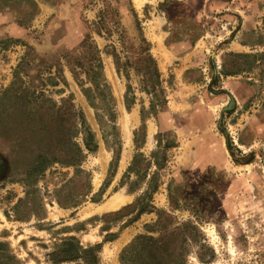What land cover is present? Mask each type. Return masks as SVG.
<instances>
[{
	"label": "rangeland",
	"instance_id": "1",
	"mask_svg": "<svg viewBox=\"0 0 264 264\" xmlns=\"http://www.w3.org/2000/svg\"><path fill=\"white\" fill-rule=\"evenodd\" d=\"M131 10L166 99L138 149L133 132L153 75L139 60ZM111 52L136 99L129 111ZM98 60L120 153L92 203L112 154L82 94L89 89L104 114L92 84ZM79 111L97 149L75 172L67 163L81 146ZM170 140L176 147L164 148ZM137 153L145 180L128 193L134 174L118 183ZM151 175L153 209L135 218ZM69 236L100 244L98 264H162L179 252L187 264H264V0H0V243L17 264H53L49 254Z\"/></svg>",
	"mask_w": 264,
	"mask_h": 264
},
{
	"label": "trees",
	"instance_id": "2",
	"mask_svg": "<svg viewBox=\"0 0 264 264\" xmlns=\"http://www.w3.org/2000/svg\"><path fill=\"white\" fill-rule=\"evenodd\" d=\"M131 13H132V18L134 20V29L137 33L136 36L137 41L139 44L138 47V52L140 54L139 60L149 67V69L151 70L150 72L153 75V81H151L149 86L144 84L146 91L143 90L145 94L150 95V99H148V107L147 109H145L142 105H140L138 111L140 126L136 131L133 132V143L135 149H138L144 143L146 119H148L150 116L154 117V114L156 113L157 109H163L166 105V99L164 93L165 91L161 87L160 73L158 72L155 60L150 55L151 44L148 41H146V39L144 38L141 32V27L139 26V21L136 19L135 13L132 10ZM109 55L112 57V63L115 73L118 76L122 75L126 81L125 90L122 95V104L124 106V109L126 111H129L131 107L135 104L136 99L133 94L132 88L128 84L127 73L123 69H122L123 71H121V68L117 63L118 60L117 55L114 52L109 53ZM93 70L95 71H91L93 77L92 84L94 89L98 92V95L100 96V101L102 102L104 107V114L99 113L97 110H95L97 105L91 101V97L87 94L90 92V90L89 89L88 90L81 89V90L85 100L88 102V105L93 109L94 112L93 116L96 124L98 125V130L100 132V139L102 140L106 148L112 153L107 169L108 179L104 180L98 192L90 198V202L96 203L98 202L96 196L99 195L103 191V189H105L109 185L111 177H113V174L115 172V168L119 160L120 140H119L117 127L115 124L116 113L114 111V99L111 95L108 84L101 75L102 66L99 60L97 61L96 68H94ZM223 74L228 75L235 73L224 72ZM77 117H78V127H79L77 130V134L80 135L81 146L79 147V145H75L76 153L71 157V160L67 163L68 165H71L75 168V172H79L77 166L85 156L83 152H85L86 154H91L94 153L97 149V140L95 137V133L91 131L90 128L87 126L84 117L80 111ZM104 128H107L109 130L107 134L103 131ZM158 138L159 136L156 137V141L159 142ZM163 147L174 148L176 147V143L173 140H170L167 144H164ZM139 157H141L140 153H137L132 157L130 165L127 167L125 173L121 176V179L118 183V188L122 187L125 183L124 181L129 179L130 175L128 174L129 173L134 174L136 180L132 183H129L130 187L128 186L127 188L128 193H132L135 189L139 188L140 187V186L138 187L139 182L142 183L145 180L144 175H137L138 174L137 163ZM248 162L249 161L245 163ZM154 178L155 175H151L146 180L145 183L146 188L142 193V196L137 198L133 204L134 207L133 210L136 211L135 218L143 213H150L151 210L153 209V207L150 205L151 203L150 199H151V195L157 190L158 187V185L154 182ZM56 203L59 207L66 208L64 202L56 200ZM75 206H77V204H74L72 207ZM117 214L118 212L107 213L102 215L101 217L102 218H107L109 216L116 217ZM188 227H189L188 224H182L180 228H188ZM178 229L179 228H176L175 231H178ZM175 231H171V234L169 236L170 237L173 236ZM135 239L150 240V238H145L141 235L137 236ZM111 240L112 239H106L105 241H111ZM6 246L7 245L5 243H0V247L3 250V252L0 254V259H2L3 261L9 260L12 262V264H17L18 260L14 256L5 253L4 247ZM56 248L57 250L54 251L53 253H50L48 256L50 257V261L53 264H60L62 262H73V261H81L83 264H98L97 253L100 249V244L82 246L75 237L69 236L64 239H61L59 245ZM121 258L122 256L120 255V259ZM161 258H162L161 260L162 264H187L186 259L184 258V256H182L180 252L175 253L174 255L169 254V256L162 255ZM197 260L200 263H205L203 259H201L198 256H197Z\"/></svg>",
	"mask_w": 264,
	"mask_h": 264
},
{
	"label": "bare ground",
	"instance_id": "3",
	"mask_svg": "<svg viewBox=\"0 0 264 264\" xmlns=\"http://www.w3.org/2000/svg\"><path fill=\"white\" fill-rule=\"evenodd\" d=\"M124 159H125V158H124ZM124 159H123V160H124Z\"/></svg>",
	"mask_w": 264,
	"mask_h": 264
}]
</instances>
